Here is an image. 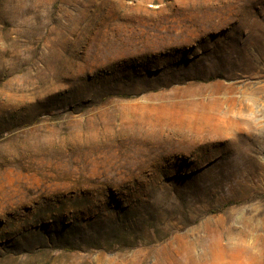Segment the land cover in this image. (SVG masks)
<instances>
[{"label":"rangeland","instance_id":"374dc122","mask_svg":"<svg viewBox=\"0 0 264 264\" xmlns=\"http://www.w3.org/2000/svg\"><path fill=\"white\" fill-rule=\"evenodd\" d=\"M0 264H264V0H0Z\"/></svg>","mask_w":264,"mask_h":264},{"label":"bare ground","instance_id":"6f19581e","mask_svg":"<svg viewBox=\"0 0 264 264\" xmlns=\"http://www.w3.org/2000/svg\"><path fill=\"white\" fill-rule=\"evenodd\" d=\"M225 98L230 99V97H225ZM202 100H203V98H202ZM178 102H179V100H178ZM224 102H225V100L221 99L220 97H212L208 101H203V102L202 101L201 102L196 101V100L195 101H189V102H183L180 100L179 104L176 103L177 105L172 106L173 110L171 109L169 112L170 118L171 119L176 118V116L179 113V112H177L178 111L177 109L179 107H181L184 110L187 108L188 111L185 112V115L191 119V120L187 121V124H191L193 122H196L197 124H199V121H197L196 118H192L191 114L188 112H190V109L194 110L198 107L199 108L202 107L204 109H207L208 112L206 113V115H207V117L213 119V122L211 124L209 122L210 125H208L207 122L210 119H207L202 124H199V127L196 130L193 129L195 127L192 128L191 126H189L183 131L184 134L186 133V135H188V133H189L191 135V134H194L197 132H203L205 134L204 136H202L203 138H209V139L212 138V139H217L218 141L225 142L226 147L224 145V147L222 148V151L220 152L221 155L229 154L227 156V157H229L231 154L237 153L238 155H241L243 158H246L248 156V153H247L248 148L245 147L246 145L241 144L238 141V138H235V135H236V129L234 128L235 120L225 109L222 108V105L224 104ZM178 105H180V106L177 108ZM211 111L213 113H209ZM182 114L184 115V113H182ZM209 158L213 159V152L210 153L205 159L209 160ZM205 159L204 160L200 159L198 163L205 161ZM231 159L232 158H230L229 160L223 161L224 165H226V167H227V169L224 171V174L226 175V177L227 176L228 177L233 176V172H235L234 171L235 166H233ZM230 182L236 183L238 181L235 178H231Z\"/></svg>","mask_w":264,"mask_h":264}]
</instances>
